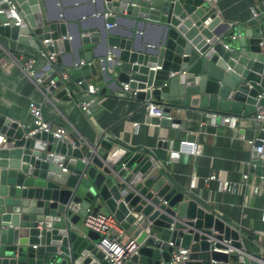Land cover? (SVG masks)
I'll return each instance as SVG.
<instances>
[{
    "label": "water",
    "instance_id": "obj_1",
    "mask_svg": "<svg viewBox=\"0 0 264 264\" xmlns=\"http://www.w3.org/2000/svg\"><path fill=\"white\" fill-rule=\"evenodd\" d=\"M14 1L26 27H4L0 15L1 36L25 45L33 37L50 53L69 52L59 12L55 19L44 20L38 0ZM98 4L101 27L77 35L76 41L77 50L101 46L96 58L102 62L96 65L88 51L85 65L70 70L72 80L82 82L83 88L88 81L96 88L90 78L98 72L117 87L128 85L140 102L154 100L164 106L162 119L146 117L147 124L178 134L191 128L216 133L217 122L204 119L194 127L195 109L250 116L264 106V1L246 25L223 34L221 19L204 0ZM119 19L130 24L122 35L113 28ZM150 29L157 31L156 41L142 42ZM29 132L0 117L5 138L0 147V264H106L96 247L99 235L80 227L88 211L101 210L111 214L128 237L143 243L126 264L168 262L169 243L189 250L186 264L237 261L234 255L215 252L241 250L237 231L151 171L149 156L124 152L117 157L112 144L103 140L91 143L69 135L59 141ZM255 147L262 151L253 152L249 172L258 184L264 180V132Z\"/></svg>",
    "mask_w": 264,
    "mask_h": 264
},
{
    "label": "crops",
    "instance_id": "obj_2",
    "mask_svg": "<svg viewBox=\"0 0 264 264\" xmlns=\"http://www.w3.org/2000/svg\"><path fill=\"white\" fill-rule=\"evenodd\" d=\"M263 1L215 0L221 19L219 32H231L246 25L253 9ZM38 4L44 20L55 19L57 12L61 14L69 52L56 53L57 61L53 65L37 61L35 70L45 80L42 86H37L24 74L22 67L24 59H39V52L45 50L43 44L33 37L29 38L30 44L25 45L0 35V117L31 129L28 105L34 102L41 107L43 119L51 128L62 127L68 135L91 143L109 142L117 157L124 152L149 156L151 171L158 172L173 189L237 231L242 254L231 252L237 261L231 260L229 264H250L254 259L264 263V180L257 184L255 176L249 172L253 150L247 145L249 140L257 141L260 133L256 132L250 116H237L234 127L219 125L214 134L201 133L198 129L192 131V128L178 134L175 129L147 124L143 103L124 95L121 85L118 89L113 80L108 81L100 72L90 78L95 81L96 92L92 95L91 112L86 115L80 108V102L87 96L85 88L70 86V91L74 92L70 98L67 94L61 95L65 90L62 85L54 90H46V87L60 72L76 67L78 59L80 63L84 61L88 51L93 62L98 64L96 56L102 54L103 48L98 46L93 51L80 47L77 50L76 41L77 35L86 36L101 27L98 0H38ZM129 27L127 21L120 19L113 26L117 35L125 34ZM157 36V31L150 29L143 34L142 42L153 43ZM193 112L194 127L205 123V113L198 109ZM133 124H137V128ZM189 135L194 138L189 139ZM180 142L197 144L200 154H183L178 161H170V151L177 150ZM211 175L236 183L235 193L220 192L217 182L207 181ZM243 175H248L245 185L242 184ZM254 188H258L257 194ZM99 214L109 213L101 210ZM80 227L85 230L83 220Z\"/></svg>",
    "mask_w": 264,
    "mask_h": 264
},
{
    "label": "built area",
    "instance_id": "obj_3",
    "mask_svg": "<svg viewBox=\"0 0 264 264\" xmlns=\"http://www.w3.org/2000/svg\"><path fill=\"white\" fill-rule=\"evenodd\" d=\"M205 4L210 9L215 10V16L218 17V11L215 7V0H204ZM5 7V8H3ZM0 15L4 16L5 23L2 24L4 27H18L23 29L26 27L25 19L19 7L15 3L14 0H0ZM11 20L14 23H11ZM209 21V20H208ZM208 22L204 23V26L207 25ZM110 27V26H109ZM44 43H47L44 42ZM39 59L28 58L23 61V72L29 78L34 80L37 86H42L45 82L44 78L39 75L35 70V65L37 61H44L46 65H53L57 61V56L55 53H50L45 50L39 52ZM110 60V57H107V61ZM102 59L98 60V64H101ZM84 61H81L79 65L74 67V69H78L81 66H84ZM70 70L62 71L59 73V77L55 79H50L48 81L46 90L56 89L62 85L64 86L65 94L68 97L72 98V93L70 91V86L82 87V82H75L72 80L70 75ZM96 89L92 85H88L85 89L86 98L80 102V108L83 113L89 115L91 112V108L94 105V100L92 99V95H94ZM122 93L126 96H130L133 99H136L137 91H131L128 88V85H122ZM142 110L144 115L149 118H157L162 119L163 117V108L164 106L160 103L153 101L142 102ZM28 113L31 118V129L29 134L34 135L36 133H46L52 135L53 138L63 141L68 139V131L62 127L51 128L48 123H46L43 119L42 109L34 102H30L28 105ZM206 121H209L212 125H215L216 122L219 125L228 126L230 128L234 127L237 121V116L220 114L215 112L206 113L205 115ZM250 121L253 123L256 132H264V106L257 107L255 111L250 115ZM134 128H137V124H133ZM5 144V138L0 136V147ZM256 141L249 140L247 141V145L258 154L261 153V148L255 147ZM200 147L192 142H180L178 149L174 151H170L169 159L170 161H178L183 154H188L191 156L200 154ZM65 172V170H63ZM208 182H217L218 190L222 193L234 194L237 189V184L229 181H221L215 175H211L207 178ZM248 181V175H243L242 184L245 185ZM254 193H258V188H254ZM228 224V223H227ZM231 226L230 224H228ZM83 226L86 230L92 231L99 235L100 240L98 241L96 247L98 250L104 255V260L106 264H126L130 257L136 255L138 253L139 248L142 244L136 242V240L128 237L126 232L120 227L119 223L111 214H93L90 211L87 212L85 219L83 220ZM169 247L172 248L170 253V260L168 262L161 261L160 264H186L189 261V250H185L182 248L174 247L173 244L169 243ZM215 252L219 253H228L229 255L232 253H236L237 255L242 254V251L239 250L236 252L235 250L223 251V250H215ZM232 252V253H231ZM250 264H264L260 259H254Z\"/></svg>",
    "mask_w": 264,
    "mask_h": 264
}]
</instances>
